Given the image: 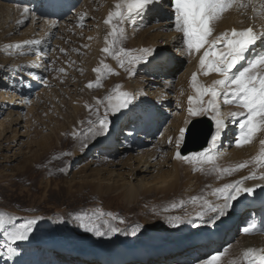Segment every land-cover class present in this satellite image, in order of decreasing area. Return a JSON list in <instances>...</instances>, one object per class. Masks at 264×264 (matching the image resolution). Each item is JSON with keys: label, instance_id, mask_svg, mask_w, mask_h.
<instances>
[{"label": "rangeland", "instance_id": "1", "mask_svg": "<svg viewBox=\"0 0 264 264\" xmlns=\"http://www.w3.org/2000/svg\"><path fill=\"white\" fill-rule=\"evenodd\" d=\"M88 1H90V5L92 4L91 6L94 5L96 12L91 19H89V17L87 21H85V24H78L76 17L78 16L77 13L79 10L82 13L80 14L81 17L85 15L87 11L86 9L88 8V6H85L87 2L84 3V6H81L82 4H80L81 7L77 6V8L73 9L74 12L77 10L76 14L72 12V14L67 16L71 17L68 18V20L72 19V17L73 19L76 18L67 22L68 24H75V30H78V28L79 30H72L73 33L71 31H65L66 29L63 30V33L66 32L68 35L71 34V37L68 36L69 38H66V46L68 45L66 52L59 53L60 56L58 55V57L54 56V45L58 41L55 36L51 39V41H49L51 46L47 48L46 51L42 52L43 55L46 56V60L43 59V61H45L44 64L49 67L46 68V74L44 75L43 79L39 80L38 74L36 76L31 75V73L33 74V71H28L29 73L26 71V75L24 73L26 76L24 81H27L28 83L23 81L24 85H22V89L25 88L26 90L30 91H28L30 93L29 101L27 100L25 103L30 102L27 105L32 106V111L29 114V120L31 118L33 120L31 119L29 121L28 133H26V129H22L20 131L21 135L23 133L25 135H22V137L19 138L17 145H14L12 151L9 153L5 152L6 154H0V216H3L5 222L4 228L0 229V264H5L4 262H6V258L8 257L7 252L10 248V242L7 241L8 233L20 228L21 225H26L30 220L37 221V223L33 225V230L29 235L31 237V239L30 237L29 239L33 241L35 245L34 249L40 248L42 246L41 243L46 242L45 240H52L51 242H53V245L54 243H58L65 248L76 249L77 253L87 252L91 255H94L96 258H99L100 254L102 253L106 254L107 256H111L116 252H120L119 254H126V251L130 249L146 247L153 242H162L175 245H185L180 249L182 250L181 253L185 250L183 256L185 258V256L194 251V247L203 246L200 245V243L195 244L192 246V249L190 244L194 243H189L186 245V242L189 240H198L200 235L204 233L202 229H204L203 227L205 226V223H203L200 219V215L201 213L205 214L203 216V221L208 219L210 214L208 211V204H210L212 194L216 188L214 185L217 184V181L222 177L227 175L234 176L238 173L239 167L237 166V162L234 164L230 163L224 165L223 161L221 160L213 163V159L211 162H204L203 160L206 159L197 160L177 158V161H179L180 164V177L174 183L172 189L168 190L162 187H157V190L152 191L151 193L145 194V191H142V193L138 194L137 196L130 198L125 194L126 191L124 190V187L129 184V181H127V175L126 177L117 176L119 174L124 175L127 173L122 171V168L120 167L116 169V172L120 173H116L112 176L109 174L103 175V180L101 183L102 185L97 187V178L93 172L99 169H106L109 167V164L99 162V164L97 163L93 166H90V164L87 163L93 158V154H95L98 149H109V147H107L108 144L99 145V143L97 144L95 140L91 141V139L87 136L84 138V140L83 138L74 135L75 131L73 132V130L77 128L76 124H78L76 118L83 115L87 103H85L82 99V102L76 106L77 109L74 110L72 109L73 103L71 102L74 101V97L76 98L77 95L80 96L81 93H85L86 88H89V85L91 84V65L93 63L88 65V62L84 58H86L88 55L90 56L92 51H95L97 54V50L99 49L96 48L97 43L94 49H92L91 45L93 40L86 41L85 32L86 36L98 33V26L100 24L104 26L105 24V20L102 21V17L104 15L102 11L105 7H108V5L113 2V0H100L101 3H99L97 7L95 5L96 1L98 0ZM170 3L171 0H168V7H170ZM229 3L230 2H228V4ZM113 9L115 12L117 11L116 6H113ZM225 10H227V13L224 11L218 15L219 19L221 18L219 21L232 17V12L234 13L237 11H233V5L230 6V4ZM120 11L123 13V9H120ZM170 12L171 13L169 17H163L161 19L171 23L170 25H167L168 27L166 26L165 30H170V32L172 31L171 33H173L175 32L173 27V14L172 11ZM244 13L245 15L243 18L246 19V21H254L252 14L244 10L239 11V14ZM152 14L153 13L151 11L146 13L144 15V20L146 21L144 22L142 18L141 23L140 18H134L131 20V18L128 17L125 20L126 22H131V24L128 22L127 25H125V23L121 22L120 19L116 17L119 28H123L124 35L126 34L123 36L126 38V45H131L132 51L134 53H139L141 49L145 48L144 45L141 47H136L135 45L131 44L133 40H139V35H141L142 32H147L144 35L145 38L148 34L152 35L159 32V30L156 28L161 24L156 23V19L158 17H156L155 13V15ZM248 16L250 17L247 18ZM140 24H142V28H139L140 31H138L137 34L135 33L136 35H132V29H138ZM84 25L90 26L87 28ZM211 25L212 23L210 26ZM215 26L217 25H213V27ZM0 27L3 26L0 25ZM28 29H30V23H28L20 31V33L18 32L12 36L8 35V37H5L4 41L11 42V40L14 41L17 38L21 39L19 41H23V39H27L26 34H23V32H28ZM58 29L59 28H57V30ZM3 30L4 29L0 28V36L1 31L3 32ZM175 34L177 37L174 36V38L180 37L181 42L180 48H177L175 52L178 53L181 51L184 54V60L181 61V59H179L181 58L179 57L180 54L173 56L171 55L172 53L166 51L170 61L168 70H175L179 64L182 63L178 67V70L173 73V78L176 82L174 83L173 80L175 86H173V88L168 87L172 88V91H169L172 97L176 95L175 87L178 85L177 82L179 78L182 77V74L187 72L188 69H193V73H197V75H201V73L203 75L204 73L199 69L200 66L198 65L203 54L202 51H204V49H201L200 52H192L193 55L198 56H196V60H194L195 63H193L194 61H191L192 59L189 56V53L188 55L187 53L185 54L187 49L183 44V34L180 32H176ZM215 36H218L216 32L214 33L213 37ZM2 37H4V35ZM211 37L212 36H210L208 39L211 40L213 38ZM0 42L2 43V41ZM85 47H87V51L85 50ZM205 47H207V45H205ZM8 52L12 54L15 53L16 50L14 47H12L10 50H8ZM21 57L23 56L14 55L12 58L16 59ZM35 57L36 56L32 58ZM2 60L4 61V59ZM93 62L95 63V60ZM4 65H6V63ZM130 67V73H134L132 67L137 68L138 66L130 65L129 68ZM153 67L154 66L151 68ZM149 68L146 79H152L153 82L155 81L153 83L154 89H152V91L159 90V88L163 89V87L166 86L164 79H168V77L172 75V72L170 70L167 71L165 73L164 79L162 80V78L157 79L151 77V74H153L155 71H152L154 69L150 70ZM60 69H63V72H61ZM28 75H30V77ZM2 76L3 75H1V77ZM120 78L121 74L114 72L106 79L104 87L92 90L91 96L96 98L95 100L102 98L105 87L108 84L117 86L116 84L119 82ZM36 81L39 82L37 83ZM168 82L170 83L169 80ZM26 83L28 85L32 84V88H28L29 86ZM202 86L208 87L207 83L205 82L202 83ZM2 91L3 90L1 89L0 94ZM50 92L51 94H54L52 95V101H48L47 99L48 95H51ZM120 92L121 88L119 87L117 89V93ZM224 96L225 94L221 92L220 97H217L216 105L221 100V102H223L221 107L224 106ZM108 97L109 96H106L107 101H109ZM210 99L211 97L205 96V104H207ZM33 104L34 107L36 106L35 109L33 108ZM227 104L230 107L232 106L229 110L231 117L240 118L239 114L241 112H239V109L242 107L233 104L232 100L231 103ZM224 109L225 108L219 109L216 106L215 109H213V112L217 110L220 112ZM244 111H246V109ZM158 112L160 111L158 110ZM158 112H155L157 119L160 121L158 127L160 125L163 126L162 122H164V119H167L168 121L166 120V124L164 125L165 127L162 128L160 126L158 128L159 130L157 129L156 131L152 132L153 135L151 138L153 141L151 143H144V147L141 149L137 150V148L134 147L135 149H132V151L127 149L120 150L121 152L127 151L128 156H133L136 158L139 155H142L141 151L143 150L150 154L154 151V153L156 152L158 154V156L157 154L155 155L157 156L155 158H163L165 153L162 152V143L160 141L163 136H165L166 131H171L172 126L177 124L176 118L178 111L171 110L169 113L172 115V117H168L166 113H164V115H159L160 113ZM213 112L195 117L189 116L186 129L190 122L194 119H198L202 116H208L212 119ZM6 116V113L3 114L0 112V123L5 122ZM24 119L25 117L23 118L21 126L25 125ZM241 120L242 119L240 118L239 121H233V131L234 128L239 125ZM170 124L171 128L166 129V127ZM45 126H47V128H44ZM45 129L48 130L44 131ZM123 129H125L124 124H117L114 127L112 135L115 137L116 146H114V149L108 153L109 155L106 154L104 156L111 157L114 155L113 152L115 149L121 146L120 137H122L121 133ZM261 134L262 130L258 131L250 142L245 143L241 147H234V149L239 150L241 148H254L256 145L253 144H255V140L257 141ZM9 136L10 134L6 137ZM227 139V137L223 138V145L218 150L220 154L225 149V141ZM0 140H2V138ZM39 141L43 142L44 146L36 152V143ZM50 143L52 144L51 148L49 147ZM85 144L87 145L86 147L84 146ZM42 149H48L49 152L51 150H59L61 152V155L54 162L53 171L55 173L39 176L36 178V180L35 174L24 176L23 178V174H26V172H23L26 160L29 162L33 161L34 154L41 153ZM178 151H180V149ZM45 154L46 153L39 154L37 158L43 157ZM191 156L192 155H189V157ZM118 160L119 159L116 158L115 163H117ZM259 160L260 159L258 157L254 158L253 162L247 164L243 170L252 168L253 166L256 170L259 164L264 165V162ZM255 170L253 171L255 172ZM79 171H85L88 178L81 179L80 177H75ZM111 177L112 180L110 179ZM115 178L116 180H113ZM244 211L240 213L238 218H236L235 215L231 217L230 224L232 225L234 223L235 231L233 228L231 233L225 234L224 240L218 246V248L216 245H210V248L204 257L205 259L200 262H205L206 258L209 257L207 256L208 254L214 252L217 249H222L226 251H224V254L220 257L217 264H251L252 259L250 256L245 257L243 254L236 255L231 248V242L235 243L239 237H242V235L239 236L237 220H239L240 217L244 218ZM84 217H88L91 221V225L104 232L105 235L98 237L94 233L86 232L84 230V224L88 223L89 221L84 220ZM238 222L240 223V221ZM189 224L191 226L190 229L187 227ZM112 228L117 229V231L113 233L111 231ZM203 235L206 236L208 234L204 233ZM18 250L20 249L18 248ZM155 250L158 251L160 248H156ZM181 253L177 254L176 256L175 254L167 256L165 261H162L163 263L161 260L165 256H162L160 259V264H172L176 262L177 258L183 255ZM74 255H76L75 252L72 254L73 260L79 261L80 257L77 256L75 258ZM67 256H71L68 251ZM192 261L193 262L186 264H198L196 259H192Z\"/></svg>", "mask_w": 264, "mask_h": 264}, {"label": "bare ground", "instance_id": "2", "mask_svg": "<svg viewBox=\"0 0 264 264\" xmlns=\"http://www.w3.org/2000/svg\"><path fill=\"white\" fill-rule=\"evenodd\" d=\"M81 1H82L81 6H84V3L87 2L85 6H88V8L86 9L87 11L85 15L82 17L80 16V14L82 13L78 9L79 12L77 13L78 16L76 18L78 24H85V21H87L89 17H90L89 19H91L92 16L95 15L96 8L94 7V5L91 6L92 4L90 5V1L88 0H81ZM162 1L163 0H157V2L150 5V9L146 12L149 13V11H152L154 7L157 8L158 12H156V17L158 18L156 19V23L161 25L156 29L159 30V32L152 35L148 34L146 38L144 37V35L147 32H142V34L139 35L138 41L133 40L131 42V44L135 45L136 47H141L142 45H144L145 46L144 49L154 50L156 55L154 57H151V61H156L154 67L149 68L147 66L149 63L141 62L140 64L137 65L138 66L137 68L132 67L134 73H130L128 71L130 66L128 64L129 57L122 56L120 58L124 61L123 66H121L120 60L114 58L112 53L118 52L120 48H123L126 52L131 53L133 56L139 55L140 52L134 53L132 51V46L126 45L125 43L126 38L124 37H123L124 39L123 38L119 39L115 44L112 43V37L109 35V33L111 32L113 27L119 29V25L117 24L116 17L113 16V19L109 23H105L104 26H102L101 24L98 26L99 29L98 33L86 36V32H85L86 39L85 38L84 39L86 41L93 40L91 45L92 49H94L96 43H97L96 48L99 49L97 50V54L95 53V51L93 52L91 50L92 51L91 55L90 56L88 55L86 56V58H84L88 62V65L93 63L91 65L92 67L91 87L86 88L85 93H81L80 96L77 95L76 98L74 97V101L71 102L73 103L72 109L74 110L77 109L76 106H78V104L82 102V99L84 100L85 103H87L83 115L81 114L82 116L76 118L78 124H76L77 128L73 130V132L75 131L74 135L81 137L83 139L87 136L91 139V141L95 140V142L97 144L99 143V145L108 144L107 147H109V149L107 148L98 149L95 152V154H93V158L90 161L88 160L89 162L87 163L90 164V166H93L97 163L99 164V162L109 164V167H107L106 169H99L93 172V174L97 178L96 180L97 187H100L102 185L101 183L103 180V175L109 174L112 176L116 173H120V172H116L117 171L116 169L120 167L122 168V171H125L127 173H125L124 175L119 174L117 176L126 177L127 175V181H129V184L124 187V190L126 191L125 194L130 198L137 196L138 194L142 193V191H145V194L151 193L152 191L157 190V187L158 188L162 187L168 190L173 188L172 186L180 177V167H179L180 164L179 161H177V156H176V153L180 148L179 149L176 148L174 137L176 134H178V129L181 127L186 128V125L188 123L189 114L187 108H188V98L190 96L194 98L193 106H195L196 92L192 87V76L194 75L193 69H188V71L182 74L183 76L179 78L177 82L178 85L175 87L176 95L174 97H172L169 92L170 90L172 91L173 86H175L174 83H176L173 78L174 76L173 73H175L178 70V67L182 63H180L175 70L169 69L172 72V75L168 77V79H164L165 73L169 71L168 64L170 63V61L164 65L160 64L163 58L161 53L167 51L172 53L171 55L173 56L180 54L179 57L181 58L179 59H181V61L184 60L183 59L184 54L181 51H179L178 53L175 52V50H177V48H180L181 46L180 37L174 38V36H176L175 33L177 31L171 33L172 31L170 32V30H165L166 26L170 25L171 23L169 21H163L161 18L169 17L171 13L170 11H172V9L168 7V1L166 3L165 0L164 4L161 3ZM126 2L127 0H113V2H111L108 5V7H105L103 9L102 12L104 13V15L102 17V21L103 20L107 21L108 17L113 13H115L113 6H116L117 4L123 5ZM228 2H230L229 3L230 6L233 5V9H234L233 11L235 10L237 11L234 13L232 12L233 14L232 17H229L228 19L219 21L221 20V18L219 19L218 16L215 20L211 21L212 25H217L214 27L216 34L221 35L225 33L226 30H227L226 32L230 33L231 28L233 27L238 29H243L249 26L252 23L251 20L246 21V19L243 18L245 13L239 14V11L242 10L247 11L250 14L254 15L253 17L254 27L256 28V31L259 34L258 45L250 52L251 57H254L257 53H264V39L261 37V34H264V1L252 0V2L250 3V0H228ZM99 3H101L100 0L96 1L95 6L97 7ZM73 4L76 5L77 4L76 1H74ZM25 8L30 10L27 15H25L24 13ZM76 11L74 12L73 10L75 14ZM124 11H126V8H124ZM225 12L227 13V10H225ZM146 13L142 15L133 13L131 17L133 18L135 15L136 16L138 15L137 18H140V23H141L142 18L143 20L145 19L144 15ZM69 14H72V11ZM67 16L52 20L41 19L38 15V12L35 9L34 3L30 1L24 0L21 4H19L13 2L12 0H0V25L3 26L0 28L4 29L3 32L1 31V36H0V41H2V43L0 42V80H1L0 91L1 89L3 90L0 94V112H2L3 114L6 113L7 115L5 118V122L0 123V139L2 138V140H0V154L2 153L6 154L12 151L14 145L15 146L17 145L19 138L22 137V135H25L24 133L22 135L20 134V131L22 129H26L27 130L26 133L29 132L28 125H29V121L32 119L31 118L29 120V114L32 111L31 108L32 106L27 105L30 102L25 103L27 100L29 101L30 91L26 90L25 88L22 89V85H24L23 81L26 77L25 72L33 71V74L31 73V75L36 76L38 74L39 80L43 79L44 75L46 74V68L49 67L44 64L45 61H43V59H45L46 56H44L42 52L46 51L47 48L51 46L49 41H51V39L54 36L58 40L54 45V49H55V51H53L54 56L58 57V55L60 56L59 53L66 52L68 48V45L66 46V40L69 38L68 36H70L71 34L68 35V33L66 32L63 33V30L66 29L65 31L67 32L70 31L72 32V30H75L74 28L75 24H68L67 22L72 20L73 17L72 19L68 20V18L71 17H67ZM249 17L250 16H248L247 18ZM53 21H55L54 24ZM145 21L146 20H144V22ZM28 23H30V29H28V32L27 31L23 32V34L24 33L26 34L27 39L25 40L23 39V41H19L21 39L17 38L14 41L11 40V42L4 41V38L8 37V35L12 36L13 34H17L18 32L20 33V31ZM129 23L131 24V22ZM89 26L86 25L85 27L88 28ZM57 28L59 29L57 30ZM139 28L140 29L142 28V24L138 26V29L136 30L132 29V35L135 33L137 34V32L140 31ZM3 35L4 37H2ZM33 40H38L40 41V43L39 44L28 43L29 41H33ZM12 47L15 48L16 52L11 54L10 52H8V50H10V48ZM105 47H110L111 51L105 53L103 51ZM86 48L87 47H85V50L87 51L88 49ZM186 53L188 55V51H185V54ZM14 55L23 56V57L14 59L12 58ZM34 56L36 57L32 58ZM189 56L191 57L192 62L196 60L197 55L189 54ZM2 59H4V61ZM94 60L95 63L93 62ZM5 63L6 65H4ZM193 63H195V61ZM242 64H244V61L238 63L237 66H241ZM148 68L150 70L154 69L152 71H155L153 74H151V77L157 79L162 78V80L164 79L166 86H164L163 89L159 88V90L152 91V89H154L153 83L155 81L153 82L152 79H146L148 74ZM96 69H100L99 74L96 72ZM114 72L121 74V78L119 82L116 84L117 86L108 84L105 87L103 97L98 100H95L96 98H93L91 96L92 90H96L98 88L104 87L106 79ZM1 75L3 76L1 77ZM195 75L197 76V84L199 86H202V83L205 82L208 85L207 88H212L216 86L215 81L221 79L217 73H209L208 75H205L204 73L202 75L201 73V75L198 74L199 76L197 75V73H195ZM28 76L30 77V75ZM128 76L129 78L127 79ZM168 80L170 81V83L168 82ZM31 85L32 84H29L28 85L29 87L28 86L27 87L30 88ZM119 87L121 88L120 93L131 94L134 96V100L132 101V104L130 105L129 109L122 110L120 112H117L116 114H113L109 110L110 102L106 100V96L113 97L112 102L114 103L115 98L119 94L117 93V89ZM168 87H172V88H168ZM216 87L218 88V86ZM52 95L54 94L48 95L47 97L48 101L53 100ZM222 104L223 102H221L220 100L216 106L219 109L225 108L224 110H221L219 112V116L221 119H223V121L226 124V128L221 130L222 137L223 138L227 137L228 139L225 141V149L221 154L218 151V149L223 145L222 142L220 141H217V146L215 148L210 149L209 153L213 157L212 162L216 163L221 160L223 161L224 165L230 163L234 164L237 162L238 167L242 164L247 166V164L252 163L253 159L257 157L260 159L259 161L264 162V146H262L261 144V141H264V130H262V134L258 138V140L257 141L255 140V144L252 143L253 145H256L254 148L249 147V149H243V148L239 150L234 149V147H236L234 146V140L236 136L231 134V132L233 131V129L231 128L233 124L230 123H233L232 122L233 119L229 111L230 106H228V104L225 103L224 106L221 107ZM33 108L34 109L36 108V106L34 107V104H33ZM158 110L160 112H158ZM171 110L178 111L176 118L177 124L172 126L171 131H166L165 136H163V138L160 141L162 143L161 145L162 152L165 153L164 156L162 153L163 156L162 159L155 158L158 156V154L156 152L154 153V151L151 152L150 154L145 150H143L141 151L142 155L138 154L139 156L136 158H134L133 156H128L127 151H122V152L120 151L127 149L132 151V149L133 150L135 149L132 145H136L138 150L142 148V145H140L141 142L142 144L151 143L153 139L151 138L150 134H152L153 131H156L161 126L160 125L158 127L160 121L157 119L155 112L157 111L158 113H160L159 115H164V113H166L168 117L169 116L172 117V115L169 113ZM106 111L108 112L106 118L109 121H111V130L106 135L96 134L98 125L90 122H95L101 118H104V114ZM127 112L131 113L129 118L126 117ZM23 115L25 117L24 119L25 125L21 126L24 118ZM145 120H147V123L145 124V127H147V129L146 128L142 129ZM166 120L164 119V122H162L163 123V126H161L162 128L165 127L164 125L166 124ZM126 121H130V122L126 124ZM186 121L187 123H185ZM117 124H124V125L126 124L125 129H123L121 133L122 134V137L120 138L121 146L115 149V151L113 152L114 155H112L111 157L104 156L114 149L115 143H114V136L112 135L113 133L112 131ZM154 124L155 125L157 124V127L154 128ZM44 128H47V126H45ZM129 128L134 130V134H126V130ZM168 128H171V124L166 127V129ZM47 130L48 129H45L44 131ZM135 131L137 132V134L135 133ZM9 134L10 136L6 137ZM136 136H138V139L141 141L140 143L134 142V138H136ZM43 146H44L43 142L41 141L37 142L35 151L37 152ZM49 147L50 148L52 147L51 143ZM43 153L46 154L43 157L37 158L39 154H43ZM36 154L37 153L34 154L33 161L29 162L26 160L25 166L23 168L24 170L23 172H26V174L25 173L23 174V178L24 176L35 174V180H36V178L39 176L50 175L55 173L53 171L54 162L61 155V152L59 150H51L49 152L48 149H42L41 153L37 155ZM156 154L157 156H155ZM116 158L119 159L117 163H115ZM203 161L208 162L207 160H203ZM245 167L243 168L239 167L238 173L235 174L234 176L227 175L217 181V184L214 185L216 188L214 189V192L211 197V202H210L211 205L215 206L224 203L223 199H221L217 194H215L216 190L222 188L224 185L235 183L236 181L244 180L245 177H251V176L259 177L261 175H264L263 164H259L256 170L254 169V166L252 168H247L243 170ZM253 170H255L256 174ZM75 177H80L81 179L88 178V176H86L85 171H79V173H77ZM110 179L112 180V177ZM113 180H116V178ZM254 184H264V180L247 179L244 180L243 186L248 187ZM232 203H233V207L227 212V215L218 219L214 225L205 224V226L203 227L204 229L202 230L204 231V233H207L208 235L205 236L203 235L204 234L203 233L200 235V238L198 240H192V241L189 240L188 242H186V245L189 243H194V244H190V246L199 244L200 241L206 238L207 236L214 238L215 242L221 243L223 240L224 233L226 231L231 232L233 231L234 228V224H232L230 227L225 224V218L229 217L231 219L234 213H237L243 209L241 208L242 205H246L248 208L252 206V203H250L249 201L243 202L241 196L239 197L238 201H233ZM260 212H261L260 208L255 210L250 209L248 213L244 215L245 219H243L242 221L243 223V225L241 226L242 229L245 227L244 225L247 224L246 219H248L250 215L258 218ZM215 215L216 213H210L207 220H209L212 216ZM187 227L188 229H190L191 228L190 224ZM241 233L243 234L242 237H239L235 243L231 242L232 251L236 255L237 254L244 255L245 252H247L249 249L254 251V256L257 258L261 255H264V231L261 233V235L255 237H250L244 234L242 230ZM30 239L24 242H15V243L11 242L8 239L7 241L10 242V248L15 249V254L12 255L11 257L8 256L6 258V262L4 263L5 264H123V263L124 264L125 263L154 264L155 261V264H160V259L162 256L165 257L162 258L161 262L165 261L167 256L173 254H175L176 256L177 254L181 253L182 251L180 250L181 247L185 246L180 244L175 245V244H168L162 242H153L152 244L146 247L130 249L126 251V254H119L120 252H116L111 256H107L106 254L102 253L100 254L101 257L99 256V258H96L94 255H91L90 253L87 252L77 253L76 249L65 248L59 245L58 243H54L53 245L52 244L53 242H51L52 240L51 241L45 240L46 242H42L41 243L42 246L40 248L34 249L35 245L33 241H31ZM18 248L20 250H18ZM156 248H160V250L156 251L155 250ZM206 249L207 248L205 246H197L194 247V251L191 254H195L196 252L201 250L206 251ZM67 251L71 256H67ZM184 251L181 253L183 255L178 257L176 262L172 264H181V260L184 259L183 257ZM74 252L78 257H80L79 261L73 260L72 254ZM191 257H193V255ZM251 258H253V256H251ZM204 259L205 258L202 257L201 259H199V261H202ZM186 263H188V260L183 262V264Z\"/></svg>", "mask_w": 264, "mask_h": 264}, {"label": "snow or ice", "instance_id": "3", "mask_svg": "<svg viewBox=\"0 0 264 264\" xmlns=\"http://www.w3.org/2000/svg\"><path fill=\"white\" fill-rule=\"evenodd\" d=\"M157 0H127L125 4H117V11L108 17L105 23H109L113 16L120 19L123 22L128 17H131L133 13L142 15L146 13L149 6ZM229 6L228 0H171L170 7L173 14V27L174 30L183 34V44L185 45L188 53L191 55L193 51L200 52L204 49L202 57L199 60L200 69L205 75L209 73H217L221 79L215 81L216 86L207 88L199 86L197 84V76H192V87L196 92L195 106H193V97L188 98V114L195 117L198 115H206L209 112H213L216 107L217 97L221 95V92L225 94V103H231L227 99V94L231 93L238 103V106L246 109L245 113L239 115L245 118L239 122V133L234 140V146L241 147L245 143L250 142L251 139L260 130H264V53H257L254 57L246 59L253 45L257 43L258 36L254 33L251 27L243 31H231L225 32L221 35L213 37L211 40L208 38L212 36V29L210 27L211 21L215 20L219 14L223 13ZM121 8H126V13L120 11ZM29 9L25 8L24 13L27 15ZM134 19V17H133ZM55 21H53V24ZM109 35L112 37V43L115 44L119 39L124 36L123 28L113 27ZM264 38V34H261ZM30 44H39L40 41H29ZM207 45V47H205ZM105 53L111 51L110 47L103 49ZM114 58L120 60L121 66L124 61L120 59L123 57H129L128 64L136 66L143 63H151V57H154L156 53L152 49H141L139 55L133 56L131 53L126 52L123 48H120L118 52L112 53ZM246 61L241 67L237 68V64ZM236 69V71H233ZM63 72V69H60ZM131 72V67L128 69ZM99 74L100 69H96ZM91 87V84L89 85ZM219 89V90H218ZM209 96L211 99L205 104L204 97ZM109 110L116 114L122 110L129 109L134 96L128 93H119L113 103V97H108ZM108 112L104 114V118L95 122H90L98 125L96 134L106 135L111 130V121L106 117ZM235 115V114H234ZM213 133L209 137V143L199 153L192 154L191 157L183 156L177 151V158L183 159H206L211 162L212 155L209 154L210 149L217 146V141L222 140V129L226 128V124L223 119L220 118L219 112L214 111L212 115ZM187 123V121L185 122ZM188 129L179 128L178 134L175 135V146L177 149L181 147V143L185 140L186 132ZM126 134H134V130L129 128L126 130ZM264 146V141H261ZM87 146L86 144L84 145ZM246 165H240L243 168ZM247 179H259L264 180V175L259 177L251 176L245 177ZM244 180L236 181L224 185L222 188L216 190V193L221 199L223 204L211 205L208 204L209 213H216L209 220L203 221L204 213H201L200 219L207 225H214L216 220L227 215V212L233 207V201H238L239 197L244 193L249 196L254 194L255 189L252 187H244ZM88 223L84 224V230L89 233H94L98 237L105 235L91 225V221L88 217L83 218ZM4 218L0 216V229L4 228ZM36 220H30L26 225H21L20 228L15 229L8 233L7 238L15 242H24L29 239L30 232L33 230V225L36 224ZM178 226V225H174ZM254 227V225H253ZM249 227H244L242 231L244 233L249 232ZM111 231L115 233L117 229L112 228ZM127 234V233H125ZM221 250L210 257H207L205 262L198 261V264H217L220 257L224 254ZM15 254V249L9 248L7 255L11 257ZM245 257L253 256L251 264H264V255L258 258L254 256V251L249 249L245 252Z\"/></svg>", "mask_w": 264, "mask_h": 264}, {"label": "water", "instance_id": "4", "mask_svg": "<svg viewBox=\"0 0 264 264\" xmlns=\"http://www.w3.org/2000/svg\"><path fill=\"white\" fill-rule=\"evenodd\" d=\"M211 120L207 117L194 120L186 132L184 146L181 150L183 156L197 153L208 145L209 137L212 134Z\"/></svg>", "mask_w": 264, "mask_h": 264}]
</instances>
